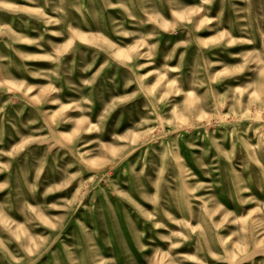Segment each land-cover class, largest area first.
Returning a JSON list of instances; mask_svg holds the SVG:
<instances>
[{"label": "rangeland", "instance_id": "obj_1", "mask_svg": "<svg viewBox=\"0 0 264 264\" xmlns=\"http://www.w3.org/2000/svg\"><path fill=\"white\" fill-rule=\"evenodd\" d=\"M0 264H264V0H0Z\"/></svg>", "mask_w": 264, "mask_h": 264}]
</instances>
